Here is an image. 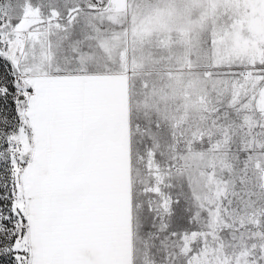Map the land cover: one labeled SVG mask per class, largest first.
<instances>
[{"label":"snow or ice","instance_id":"obj_1","mask_svg":"<svg viewBox=\"0 0 264 264\" xmlns=\"http://www.w3.org/2000/svg\"><path fill=\"white\" fill-rule=\"evenodd\" d=\"M0 264H264V0H0Z\"/></svg>","mask_w":264,"mask_h":264}]
</instances>
